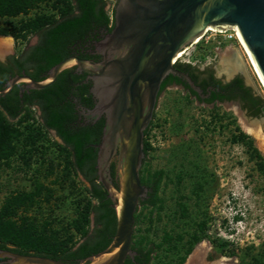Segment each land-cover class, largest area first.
<instances>
[{"label":"rangeland","instance_id":"1","mask_svg":"<svg viewBox=\"0 0 264 264\" xmlns=\"http://www.w3.org/2000/svg\"><path fill=\"white\" fill-rule=\"evenodd\" d=\"M69 5L68 0H38L26 11L0 17V29L13 34L0 35V59L36 43L38 33L25 28L32 20L58 19ZM233 34L232 28L223 33L209 30L179 61L212 67L225 81L240 74L264 98V85ZM239 108L230 102L200 103L181 86H168L160 94L141 179L148 183L160 172L162 179L156 205H139L132 239L136 246H155L151 264H189L202 243L206 263L225 257V264H264V165L251 156L241 136L250 135L264 156L262 139L243 123L256 122L264 133V115L251 116L241 108L242 114ZM6 117L0 111V120ZM10 130L14 150L0 159V209L12 193L42 185L34 202L25 206L29 209L22 206L18 213L33 217L40 230L51 222L49 234L56 232L59 240L77 241L81 234L69 225L87 202V183L72 169L61 139L41 125L37 107L10 119ZM222 242L227 245L221 253L217 247Z\"/></svg>","mask_w":264,"mask_h":264},{"label":"water","instance_id":"2","mask_svg":"<svg viewBox=\"0 0 264 264\" xmlns=\"http://www.w3.org/2000/svg\"><path fill=\"white\" fill-rule=\"evenodd\" d=\"M234 27L264 83V0H119L114 27L94 43L93 53L101 57L98 61L70 55L54 65L43 80L25 74L7 82L0 95L22 81L29 89L46 88L73 66L78 73L87 74L96 102L84 114L92 122L105 119L97 171L116 209L117 228L105 249L78 263L0 249L4 259L0 264H126V259L134 256L135 215L149 191L141 179L145 130L153 120L161 85L172 74L200 93L192 77L176 67L178 54L208 28ZM262 112L264 115V105Z\"/></svg>","mask_w":264,"mask_h":264},{"label":"trees","instance_id":"3","mask_svg":"<svg viewBox=\"0 0 264 264\" xmlns=\"http://www.w3.org/2000/svg\"><path fill=\"white\" fill-rule=\"evenodd\" d=\"M36 1L38 0H0V17L17 15L26 11ZM68 1L70 5L63 11L60 18L52 20L38 17L25 27L28 28V32L38 33L40 41L22 54L11 57L9 65H4L0 61V91L6 88L5 83L11 75L20 74L23 70L32 78L43 80L54 65L70 55L94 61L101 58L93 53L94 42L100 39L101 32L106 33L112 30L114 8L108 9L107 0ZM0 35L13 34L10 29L2 28ZM176 66L188 72L204 91L209 85L215 87L209 98L203 100L199 97L201 101L212 103L237 99L242 102L243 108L247 109L250 115L261 114L264 98L256 94L251 86L246 85L241 76H236L229 82H223L216 78L211 70L208 78H202L197 66L190 62H178ZM84 77L85 74L78 73L73 66L63 70L56 81L46 88L21 92L19 85L16 84L8 93L0 95V111L7 116L4 121L0 120V159L9 158L14 150L10 119L18 118L27 107H38L41 111V125L48 131H56L62 141V147L70 155L72 169L75 174L82 175L87 183V202L78 212V218L69 225L81 234V238L77 241H74L73 237L59 240L56 232L49 234L51 222L43 223V229L40 230L38 223L33 221V217L18 213L19 208L22 206L26 208L27 203L34 202L35 197L43 189L42 185H38L33 191L12 193L13 197L0 209V249L78 263L105 249L116 233L117 212L106 188L99 181L97 171L98 144L105 119L85 123L80 119L72 98V95L77 96L84 105L92 106V96L89 91L91 84L83 83ZM173 82L198 96V93L185 80L172 74L163 81L160 94ZM152 122L145 130L144 162L151 148L147 135ZM241 136L251 156L261 160L260 164L264 165V156L255 145L254 139L246 133H242ZM112 175L115 178V163L112 164ZM161 179L162 172L148 183L142 181L149 191L147 197L140 201V205H156ZM115 184L118 186L117 180ZM226 245L222 242L217 250L222 253ZM131 248L136 254L129 256L126 264H151L155 253L154 245L143 247L136 246L132 242ZM3 260L0 258V263Z\"/></svg>","mask_w":264,"mask_h":264},{"label":"flooded vegetation","instance_id":"4","mask_svg":"<svg viewBox=\"0 0 264 264\" xmlns=\"http://www.w3.org/2000/svg\"><path fill=\"white\" fill-rule=\"evenodd\" d=\"M110 2H113V7L112 8H114V21H113V27H114V23H115V6H116V4L119 2V0H107V7H108V9L110 8L108 5L110 4ZM112 27V28H113ZM110 32V31H109ZM108 32H106V33H104V31L103 32H101V34L99 35V37H100V39L101 38H103L106 34H107ZM99 40V39H98ZM98 40H96V41H98ZM39 41H40V38H39V36H38V38H37V40H36V43H34L33 45H29V46H27L20 54H22L23 52H25V51H27L29 48H31V47H33V46H36L38 43H39ZM95 41V42H96ZM94 42V43H95ZM19 54V55H20ZM14 55H9V56H7L4 60H2V59H0V61L4 64V65H9L10 63H11V57H13ZM18 56V55H17ZM180 59L179 58H177V60H175V62L176 63H178V62H183V61H179ZM175 63V64H176ZM197 66V65H196ZM177 67V66H176ZM178 68V67H177ZM197 68H198V70H199V72H200V75H201V77L202 78H208V75H209V71L211 70V72H213V75L216 77V78H218V79H221L223 82H229V81H231L232 79H234L235 77H233V78H231L230 80H227V81H225V80H223L222 78H219L217 75H216V73H215V71H214V69L212 68V67H200V66H197ZM179 69V68H178ZM180 70V69H179ZM182 71V70H181ZM183 72H185V73H187V74H189L188 72H186V71H183ZM29 75L28 73H26L25 72V70H23V71H21V73L20 74H14V75H11L10 76V78L8 79V81L10 80V79H12L13 77H15V76H21V75ZM82 74H85V77H84V79H83V83H85V84H87V83H90L91 85H90V88H91V86H92V81L90 80V79H88V77H87V74L86 73H82ZM190 75V74H189ZM30 76V75H29ZM237 76H241L243 79H244V77L242 76V75H240V74H238ZM183 79V78H182ZM7 81V82H8ZM244 81H245V79H244ZM7 82L5 83V85H6V87H7ZM196 84V83H195ZM245 84L246 85H248L246 82H245ZM17 85H19V89L21 90V92H24V91H29V88L27 87V83L26 82H18L17 83ZM198 87H200L201 88V92L200 93H198L197 95L198 96H195V95H193L200 103H204V104H216V103H225V102H230V103H235V104H238L242 109H244L248 114H249V112H248V110L247 109H245V108H243V105H242V102L240 101V100H231V101H223V102H220V101H216V102H212V103H207V102H203V101H201L200 100V98L201 99H203V100H205V99H207V98H209L210 97V95H211V92L213 91V89H215V87L214 86H211V85H209V86H207L206 88H205V91H204V89L200 86V85H198V84H196ZM168 86H181L183 89H186V88H184L182 85H179V84H176V83H170ZM167 86V87H168ZM248 86H250V85H248ZM77 89V88H76ZM187 90V89H186ZM90 91V90H89ZM188 92H190L189 90H187ZM191 93V92H190ZM90 94H91V92H90ZM91 96H92V106H88V105H84L82 102H81V100L77 97V96H74V95H72V98H73V101L75 102V104H76V109H77V112H78V114H79V116H80V119H82V120H84V122L85 123H87V122H92V121H90V120H88L87 118H86V116H85V112H87V110L88 109H91V108H93L94 107V105H95V102H96V100H95V98L93 97V95L91 94ZM160 96V95H159ZM200 97V98H199ZM263 107V106H262ZM38 108V107H37ZM39 109V108H38ZM39 112L41 113V111H40V109H39ZM261 114H263V112H262V108H261ZM251 116H254V115H251ZM257 116H259V115H257ZM102 118H104V117H102ZM92 123H94V122H92ZM136 253H134V255H135ZM207 254H208V252H207ZM207 260V255H206V257H205V261Z\"/></svg>","mask_w":264,"mask_h":264},{"label":"bare ground","instance_id":"5","mask_svg":"<svg viewBox=\"0 0 264 264\" xmlns=\"http://www.w3.org/2000/svg\"><path fill=\"white\" fill-rule=\"evenodd\" d=\"M214 29L215 28H208L207 31L214 30ZM234 31H236L237 36H238L239 40L241 41V44L243 45V47L245 48L246 52L248 53L249 58H250V60H251V62L253 64L256 72L258 73V71H257V69L255 67L254 61L252 59V56H251L250 52L248 51L246 45L244 44L243 40L241 39V37H240V35H239V33H238V31H237V29L235 27H234ZM197 41H198V39H197ZM3 50H4V46H3L2 43H0V53L3 52ZM184 52L185 51H181L178 54L177 58H180L184 54ZM258 75H259V73H258ZM259 77H260V75H259ZM260 79H261V77H260ZM261 81H262V79H261ZM262 83H263V81H262ZM263 85H264V83H263ZM243 123H244L245 129L249 133H252V135L256 136L257 138L262 139V141H263V146L262 147H264V135H263L264 133H262L260 125L258 123H256V122L248 123L246 120H243ZM206 252H207V249H206V246H205L204 243L198 245V247L196 248L194 253L190 256L189 264H209V263H206L204 261L205 260L204 257L206 255ZM227 260L228 259L224 257L221 260H218V261L214 262L213 264H225V261H227Z\"/></svg>","mask_w":264,"mask_h":264},{"label":"built area","instance_id":"6","mask_svg":"<svg viewBox=\"0 0 264 264\" xmlns=\"http://www.w3.org/2000/svg\"><path fill=\"white\" fill-rule=\"evenodd\" d=\"M233 29V31H234V28H232ZM216 31L217 32H220V33H223L225 30H221V29H216ZM208 32V31H207ZM206 33V32H205ZM233 36H235V37H237L238 38V36H237V33H236V31H234V34L232 35V37ZM198 40H199V38H198ZM197 41V40H196ZM195 41V42H196ZM198 42V41H197ZM194 43V42H193ZM187 49V48H186ZM186 49L184 50V51H186Z\"/></svg>","mask_w":264,"mask_h":264}]
</instances>
